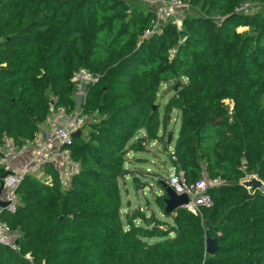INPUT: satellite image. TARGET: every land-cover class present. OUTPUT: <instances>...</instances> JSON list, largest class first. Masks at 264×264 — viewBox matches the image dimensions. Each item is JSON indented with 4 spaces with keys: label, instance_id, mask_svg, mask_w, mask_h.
Wrapping results in <instances>:
<instances>
[{
    "label": "trees",
    "instance_id": "obj_1",
    "mask_svg": "<svg viewBox=\"0 0 264 264\" xmlns=\"http://www.w3.org/2000/svg\"><path fill=\"white\" fill-rule=\"evenodd\" d=\"M141 1L0 0V139H31L52 107L72 110L74 71L100 77L87 103L99 119L73 146L79 175L67 190L21 184L17 213L2 215L20 252L0 245V264H264V194L241 187L264 182V0H182L192 12L182 29L150 38L155 14ZM244 4L251 13L238 12ZM163 85L175 94L161 114ZM175 112V170L188 185L204 176L224 185L210 190L212 208L168 216L158 181L156 204L172 224L162 231L154 213L138 212L124 225L120 181L143 186L126 157L153 142L169 149ZM206 236L218 241L214 256Z\"/></svg>",
    "mask_w": 264,
    "mask_h": 264
},
{
    "label": "built area",
    "instance_id": "obj_2",
    "mask_svg": "<svg viewBox=\"0 0 264 264\" xmlns=\"http://www.w3.org/2000/svg\"><path fill=\"white\" fill-rule=\"evenodd\" d=\"M141 2L152 8L155 14L154 26L145 31V38L161 35L162 27L167 24L176 26L178 30L182 29L189 11L188 5L182 0ZM250 9V5L244 4L238 12H248ZM169 54L173 57L175 51L170 50ZM99 80V76L85 68L74 71L71 83L75 89L76 103L72 110L52 107L47 120L39 126L31 139L21 143L9 136L0 139V245L20 252L18 235L2 219V215L17 213L20 206L18 190L27 178H33L48 187L58 185L67 190L79 175L81 164L74 157L73 146L76 140L73 136L79 131L83 135L84 128L99 119L97 114L87 109L88 89ZM168 185L178 195L188 196L189 203L184 209L197 216L201 210L212 208L213 199L209 192L212 188L224 185V181L204 176L195 185H188L183 173L177 172L173 167ZM26 258L32 261L30 255Z\"/></svg>",
    "mask_w": 264,
    "mask_h": 264
},
{
    "label": "rangeland",
    "instance_id": "obj_3",
    "mask_svg": "<svg viewBox=\"0 0 264 264\" xmlns=\"http://www.w3.org/2000/svg\"><path fill=\"white\" fill-rule=\"evenodd\" d=\"M251 13V10L248 11ZM188 14H192L189 10ZM247 27H240L239 32L246 30ZM247 31V30H246ZM175 92L172 88L167 85H163L158 95L159 112L163 114L164 109L168 101L174 96ZM99 118V117H97ZM180 127V118L177 112L171 116V122L166 135L172 132L174 134V142L167 149L163 144L153 142L147 146V151L139 154H129L127 159V169L136 176L139 177L141 184L143 185L140 189H137L134 183L133 176H129L126 179L120 181V190L122 195V217L124 225H127L126 217H132L138 212H142L147 217L151 213H154L158 218L155 225L162 231H166L167 227L164 225L172 224L171 219H166L162 214L159 207L156 204L157 196L162 195V191L159 189L157 182H165L168 184V177L173 171V165L169 159V155L172 153L174 148L175 140L178 137ZM141 134V133H140ZM88 136V129L84 130L82 138ZM168 140V139H166ZM143 172V173H139ZM141 176H140V175ZM136 225H143L142 221L137 220ZM160 239H148L149 244H154Z\"/></svg>",
    "mask_w": 264,
    "mask_h": 264
},
{
    "label": "water",
    "instance_id": "obj_4",
    "mask_svg": "<svg viewBox=\"0 0 264 264\" xmlns=\"http://www.w3.org/2000/svg\"><path fill=\"white\" fill-rule=\"evenodd\" d=\"M175 90H178L176 87ZM73 138L75 140L82 138V131L77 132ZM241 187L248 191L249 194L253 195L256 192L264 194V182H262L258 177L251 176L246 180H243ZM167 198L165 200L166 208L165 214L172 215L178 209H184L188 203L189 198L187 195H178L168 184L164 186ZM2 206L4 204L1 203ZM206 253L210 256H214L219 251L217 239H212L210 236H206L205 239Z\"/></svg>",
    "mask_w": 264,
    "mask_h": 264
}]
</instances>
